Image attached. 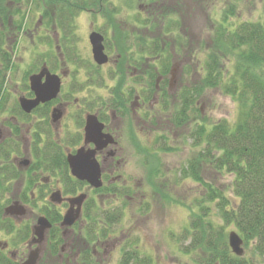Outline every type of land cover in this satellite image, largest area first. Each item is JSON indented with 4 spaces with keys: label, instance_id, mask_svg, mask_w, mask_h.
Returning <instances> with one entry per match:
<instances>
[{
    "label": "trees",
    "instance_id": "1",
    "mask_svg": "<svg viewBox=\"0 0 264 264\" xmlns=\"http://www.w3.org/2000/svg\"><path fill=\"white\" fill-rule=\"evenodd\" d=\"M181 1L177 0L176 3V0H123L121 5H117L113 0H0V110L3 109L7 98L5 85L7 73L14 65L15 45L17 46L21 40V33L27 26L26 20L33 6L41 8L39 15L43 23L52 26L54 33L52 38H56L55 34L59 36L58 43L56 42L58 53L71 61L73 54L71 51L76 52V44L70 43L69 40L77 39L76 16L85 7H96L108 26L117 32V40L122 42L118 45V52L122 56L120 63L128 58L130 64L138 66L140 59L138 55H144L147 93L155 92L157 79L164 77V83L160 86L164 94L170 98L167 87L175 58L188 54L194 58V72H197L199 77L190 87H183L178 91L176 101L171 103L173 99H166L165 107L172 109V125L163 131L162 135H157L155 141L159 143L156 145L157 151L155 147L149 149L143 146L145 164L149 168L146 183L167 203L181 202L174 197L173 187L167 186L165 189V184L163 186L159 184L160 181L157 180L162 179L165 172L155 163L160 161L159 153H169L178 149V145L173 144V134L169 132L173 128L188 127L189 130L183 132L182 136L192 140L194 153L178 170L180 174L177 175V183L191 179L204 191V195L202 193L201 196L195 197L193 202L196 209L192 208L190 228L187 229L191 239L188 249L197 252V264H264V11L258 20H243L237 23L234 17L238 6L235 2L228 3L219 19H214L210 15L212 25L209 29V39L202 40L197 46H191L186 21L183 19L182 22L181 19L184 14L175 9V4L182 6ZM212 1L189 2L202 4L207 8L212 6ZM135 5L137 10H134L136 13L130 17V22L136 25V29L120 27L123 19H119L123 11L121 7H128V12H131ZM140 5L144 7L143 11L139 9ZM52 38H47L50 47L47 54L49 60L57 53L53 47L56 39ZM124 68L125 65L120 66V70ZM189 71L188 69L186 72ZM99 84L103 82L99 81ZM218 87L237 104L238 118L233 122L228 119L207 122L202 117L197 102L202 99L207 89ZM13 134L18 138L10 137L0 141L2 231H14L16 228L13 220L5 214L6 207L13 202L10 194L16 180L22 175L12 158V151L21 152L22 141L16 128ZM36 148L35 146L34 151L37 154ZM47 152L49 154L44 152L43 155H36L37 161L29 167V171L60 168L62 181L65 183L64 192L77 194L82 191L83 183L66 172L68 164L62 147L53 143ZM205 167L221 176L228 175L231 178L230 182L224 186L206 180L202 173ZM28 181L31 182L29 179ZM100 189L94 192H99ZM43 190L40 191L39 199L47 204L41 207L37 203L33 205L56 224L47 233L49 255L60 259L62 245L70 242L72 250L75 252L80 250L78 257L80 263L98 264L95 263L92 243L111 234L108 232L112 230V226L125 214L127 201L109 210H100V204L94 203V198H88L86 203L88 221L92 223L89 222L82 233L78 231L65 237L62 228L58 226L63 219L62 209L51 203L47 199L49 192ZM112 191L117 192L116 188ZM29 192H32L30 183L16 195V198L27 202L31 196ZM129 192L131 194V191ZM118 194L117 197L128 199L122 192ZM148 206L147 204L144 211H148ZM213 206L216 211H212ZM94 214L97 215L92 216ZM216 218L222 224H219ZM94 221L97 223L94 224ZM229 225L243 237L244 246L251 252L250 257L245 253L239 256L232 251L228 239L229 232L226 231ZM22 230L23 233H15L14 244L18 239L31 238L32 233L28 225L22 226ZM94 231L96 233H93ZM135 243L138 242L125 245L119 264H151L152 255L141 252L138 246H134ZM127 247L130 248L126 249ZM5 251L0 242V264L20 263L13 260L12 255ZM141 254L145 256L142 255L141 258ZM53 264L65 263L54 261Z\"/></svg>",
    "mask_w": 264,
    "mask_h": 264
},
{
    "label": "rangeland",
    "instance_id": "2",
    "mask_svg": "<svg viewBox=\"0 0 264 264\" xmlns=\"http://www.w3.org/2000/svg\"><path fill=\"white\" fill-rule=\"evenodd\" d=\"M231 2H235L238 6L236 16L234 17V21L237 23L243 20H258L261 18L264 11V0H213L212 6L207 8L203 7L202 4L192 3L193 5L191 8H183L182 12H180L181 14H184L182 15L183 17H181V19L182 22L183 19L184 22L186 21V29L189 41L191 42L189 44L191 46H197L199 42H202V40L206 41L209 39V29L212 25L210 15L213 16L214 19H219L223 8ZM113 3L121 5L123 0H113ZM121 9L123 10L121 14L122 16L119 18H123L121 23L123 25H127L126 27L128 29H136V25L130 22V17L133 16V13H136L134 10H137V6L131 10V12H128L126 8L121 7ZM40 12V7L36 8V6H33L32 12L29 14V17L26 20L27 26L21 33V40L17 46L15 45L13 52L14 65L13 68L7 73L5 85L7 98L4 102L3 109L0 110V141L10 137L17 139L12 131V125L17 124V122H21V126L24 129L25 135L27 133L29 124L22 123V120L24 119L23 116L19 114L18 99L19 96L26 94L28 72L31 73L32 69L36 70L41 62L45 60H47L46 62L48 63L49 67L53 69L52 66H55V69L58 70L59 63L65 59V56L58 53V50H56L57 44L55 41L53 47L57 51V53H55L56 56L50 60L49 57H47V54L50 51L47 38H52L54 33L52 31V26L46 25L45 23L43 24V20L39 15ZM99 12L100 11L95 9L94 14H91L90 12H83L76 16L75 36L79 39V42L76 43L75 46L76 52L71 51V53H73L71 56L72 61L69 63V65L66 64V68L71 71V74L72 71H76V68H81L82 78L80 81L82 83L87 82V80L90 78L91 70H93L91 79H96L97 75L99 74L100 78H105V83L108 82V84H112V82L109 80V70L112 68L113 63L102 68L100 67L99 69L95 68L96 66L94 65V60L92 58L91 44L89 42V33L93 29H91L90 26L92 21L95 22L96 27H100L101 30L104 31L106 30V36L109 38L110 44L111 38L114 39L118 36V34L114 30H111V28L105 29V20L101 18ZM52 40L54 39L52 38ZM120 43L122 42H118V45ZM187 55L188 54H184L180 58H175L173 75L170 79L172 82L173 92L177 90L179 91L183 87H190L193 82L198 80L199 75L197 72H194V58L189 55L186 57ZM110 56L114 62L117 56V51L115 52L113 49H111ZM188 69L190 71L187 73L186 71ZM95 70H97L98 74H96ZM74 78V74L71 75L65 85V88L67 89L69 87L68 90L72 93V100L78 96V91H80V89L77 87V83V89H71L74 88L72 83L74 84V82H76ZM88 84L89 83L84 86L86 87L84 92H79V97L81 100L85 99V101L90 98L91 101L93 100L94 106H96L94 103L96 102V96L105 95L106 90L104 88L98 87L95 84L92 86ZM91 93L93 94V97L90 95ZM197 104L198 107L201 108L202 117L206 119L207 122H215L220 119H228L233 122L238 118V107L236 102L231 98V96L223 93L219 87L207 89L202 99L197 102ZM82 109L84 108L74 105L73 102V105L71 106V112L67 115V118L64 119L62 126L65 129L70 126V128L73 130V133L77 132L78 126L76 125L75 118L78 117V114H80V110ZM162 128L163 127L159 129ZM188 130V127L184 129L173 128L169 134H173V144L178 145V149L169 153H159L158 155L160 156V161L155 163L156 166L160 165V167L165 172L164 177L162 179H158L157 181H160L159 184H161V186L165 184V189L168 188L167 186L173 187V193L175 195L174 197L181 201L177 203H167L165 200H162L159 194L153 192L152 187L146 183V175L149 168L145 164V155L136 152L135 146L130 141L124 142L125 153L128 161L124 171L125 178H127L132 187L131 190H129L131 191V198H120V201L116 204H114L113 201H110L111 198H108L109 202H107L106 205V209L108 210L112 207L121 205L124 201H127L125 204V214L123 218L116 223L114 227L116 229L114 231L115 233H112L113 235L111 234L107 240L110 244V252L107 254V258L103 261H100V257H98L95 263L119 264L125 245L135 241L138 243H135L134 246H138L141 252L152 255L153 259L151 264H197V252L188 249L191 239L188 236L189 234L187 233V229L190 228L192 208L196 209L193 203L194 199L195 197L197 198L201 196L204 191L197 182L192 181L191 179L181 180L177 183V175L180 174L178 170L184 166L187 160L190 159L194 153V148L191 144L192 140L182 136V133ZM155 141L156 133L152 134L151 132L147 131L146 136L141 140V144L149 149H154L155 147V151H157L156 145H159V143ZM22 148V151L23 153L25 152V155L23 153H17L16 151H12V155H24V157L32 160V155H28L27 140L22 142ZM157 160H159V158H157ZM202 171L206 180H212L215 183H218V185L226 186L231 180L228 175L221 176L208 167H205ZM46 175L48 174L45 173L42 175V177H45ZM22 178L23 179H20V181L16 182L14 189L10 194L13 201L17 199L16 195L18 192H22L26 185L27 176L25 172L22 174ZM52 183L53 184L50 185L52 191H54L56 186L60 187L56 180H54ZM43 188V191L49 192V189H47L46 186ZM33 191V197L39 198L40 191L42 190L39 188L34 189ZM98 200L100 199L98 198ZM42 203V200L38 199L37 204L39 207H41ZM99 204L101 207L100 210L105 209V207L101 205L100 202ZM147 204L149 205L148 211H144V208ZM30 207L31 208H29L25 215H23L21 218H14V221L20 225L19 227H21V229L25 224H31L35 222L38 216L41 215V210H39L38 207ZM60 208L63 212L66 209L64 207ZM212 211H216L214 206L212 207ZM215 220L219 224H222L218 218ZM232 229L233 227L229 225L226 230L227 233ZM72 231L73 229L67 230L65 237L70 236ZM7 232L8 231L0 230L1 247L5 242L9 243L10 248L6 249L5 252L8 254H10L9 251L13 252V260H15L17 263L20 262L19 264H22L29 253L28 243L30 239H18L16 244H14L13 238L15 237V233L10 234ZM121 239L125 240L124 244L121 245L122 248L118 245L120 244ZM117 241H119V243ZM129 248L130 247H127L126 249ZM244 248L245 255L250 257V250L246 249L245 246ZM39 254L40 258L37 264H53L54 261H61L65 264H82L78 261L79 254H76V252L72 250L70 242L65 244V247L61 251L60 259H56L55 257H51L49 255L48 244L46 243H41L39 245ZM144 254H141V258L145 256Z\"/></svg>",
    "mask_w": 264,
    "mask_h": 264
},
{
    "label": "flooded vegetation",
    "instance_id": "3",
    "mask_svg": "<svg viewBox=\"0 0 264 264\" xmlns=\"http://www.w3.org/2000/svg\"><path fill=\"white\" fill-rule=\"evenodd\" d=\"M190 0H182L181 4L182 6H177L175 4V9L182 12L183 8H191L192 3L189 2ZM177 3V0H176ZM126 8L128 11V7H122ZM182 8V9H181ZM95 9L93 7H85L82 11L79 12V14L83 12H90L91 14L95 13ZM139 9L143 11L144 7L142 5L139 6ZM101 18L104 20L102 15H100ZM97 18V17H96ZM42 19V18H41ZM105 22V21H104ZM44 24V23H43ZM42 24V25H43ZM48 25V24H47ZM120 27H124L127 25H123L122 23L119 24ZM92 31L89 33V42H90V35L92 32L97 31L100 32L104 36V45H105V52L109 55V61L105 64L99 65L94 61L95 68L99 69L100 67L108 66L112 64V68L109 70L110 73V81L112 84H108V82L105 83V78L101 77V79H91L92 71L90 74V78L87 80V82L82 83L80 79L82 78L81 68H76V71H71L66 68V64L69 65L71 60L62 61L59 63L58 70L57 69H51L53 73H57L62 78V85L61 90L58 94V96L50 101L40 103L35 109L32 110V112L27 113L25 112L19 102L18 99V107L19 110H21L23 114L27 115L26 117L23 116L22 123L29 124V127L27 129V133L25 135L24 129L21 126V122H17V124L12 125V131L14 132V128H16L19 131V138L22 142L25 140L28 141V155H32L33 159H29L27 157H24L25 152L21 150V152L17 153H23L24 155H12L13 162L15 166L21 171L23 174L26 173L27 179H26V186L30 183V188L32 189V192L34 193V189L43 190V187H47L49 189V193L52 192V188H50V185H52L53 181L56 180L59 184L58 187L56 186L54 190L59 189L61 190L62 197L64 198L63 202L61 203H55L52 202L50 199V196L48 194L47 199L51 201V203L55 204L57 207H64L66 208L65 211H62V214L67 211V209L70 207V203L68 201V198H72L75 196H78L80 194H87V197L85 198L82 209H81V215L78 218V220L72 225V226H63L62 221L59 222L58 226L62 228V233H66L67 230L73 229L71 233H75L80 231L82 233L84 229L89 225V222L92 223V221H88V213H87V199L92 197L94 198V203H101L105 207L104 210H108L107 208V202H109L108 198H111L110 201H113L114 204L118 203L120 201V198L117 197L119 192H122L123 195L127 198H131V194L128 191V189H131V184L125 178V167L128 164L126 153H125V147L124 142L130 141L135 145V151L139 154H143V145L141 144L142 138L146 136V132L156 133L157 135H162V132L166 130L171 123V111L169 108L167 109L165 107L166 99L169 100L173 99L171 103L177 100V93L178 90L173 92L172 91V82L169 80V86L167 87V94L170 95L166 96L164 94L162 86H160L161 83H164V77H159L157 79L156 84V91L147 93L146 85H145V61H144V55L140 54V59L138 60V66L133 64H130L128 62V58L125 59L122 63L121 61V54L118 52V42L117 37L112 39L111 38V44L109 43V38L106 36V30H101L100 27L95 26V22L92 21L90 23ZM111 28L108 26L107 22H105V29ZM112 30V29H111ZM114 30V29H113ZM115 31V30H114ZM116 32V31H115ZM117 33V32H116ZM54 39L55 42L58 43V35L55 34ZM70 43L76 44L79 42V39H70ZM56 43V44H57ZM91 44V42H90ZM58 49H60L58 47ZM113 49L115 52L117 51V56L114 62L112 61V57L110 56V50ZM92 50V45H91ZM78 56V55H77ZM93 58V53H92ZM94 60V58H93ZM74 63V62H72ZM44 64L48 63L46 61L41 62L39 67L36 70H32V72L28 75V83L26 85V94H23L21 96H26L28 98H34L35 93L31 90L30 82H29V76L35 72H39L40 69L43 67ZM77 64V63H74ZM125 65V68L123 70H120V66ZM49 67V66H48ZM50 68V67H49ZM96 74L97 73V70ZM122 72L124 74H122ZM74 74V79L76 82L72 85H74V88H71L72 90L77 89L76 83L78 84V96H76L73 100L71 99V91H69V87L66 89L65 85L68 80V78L71 77V75ZM99 77V74L97 75ZM79 79V80H78ZM171 79V78H170ZM99 81L103 82L104 84H99ZM88 85H97L100 88H104L106 90L105 95H98L96 96V102L94 106L93 100L91 101L90 98H88L86 101L85 99H80L79 92H84L86 90V84ZM92 88V87H90ZM93 97V94H90ZM19 96V97H21ZM87 98V97H85ZM83 107L84 109L80 110V114H78V117L75 118L76 125L78 126V131L73 133V130L68 126L67 129H65L62 126V123L64 119L67 118V115L71 112V106L73 105ZM56 110V112H55ZM189 109V114H190ZM54 112L56 115L59 113V117L54 119ZM19 113L20 115H22ZM90 115H95L99 122L103 124L102 133L106 134L108 136H111L113 139V142L108 143L106 146L98 149L96 144L93 142H86V124H87V118ZM163 127L162 129H159ZM166 127V128H165ZM169 129V128H168ZM11 131V132H12ZM27 136V139H26ZM18 138V137H17ZM57 143L60 147H62V150L66 156L67 159V170L66 172L69 174V176L73 177L74 179L80 181L83 183L82 191H79L77 194H67L64 192L65 189V183L62 181L61 176V170L60 168L53 169V170H45V169H39L34 171H29V167H32L38 156L43 155L44 152L48 153L49 147L51 144ZM37 147V154L36 151H34V147ZM84 147L85 149H96V158L100 163L101 166V180L102 185L98 188L93 187L91 184H89L86 180H80L76 178L72 172L71 167L68 162V154L69 153H75L79 148ZM23 149V148H22ZM49 154V153H48ZM29 159V164L25 165V160ZM31 172V173H30ZM47 173L45 177L44 175ZM22 175H21V178ZM16 180L17 181H20ZM31 180V182L28 181ZM100 189L99 192H94L96 189ZM116 188L117 192H113L112 190ZM109 189V191H107ZM123 190V191H122ZM30 192L31 196L29 201L25 202L22 201L21 198H17L14 201H18L21 205L24 206L25 212L24 213H13V214H6V216H9L14 224H15V230L14 231H8L7 233H23V230L20 225H18L14 218H21L29 208L30 206H33V203H38V197H33V193ZM21 192H18V194ZM48 193V192H46ZM97 196V197H95ZM98 198L100 200H98ZM42 204L44 203L42 200ZM172 203V201H170ZM147 203V202H146ZM49 205V204H48ZM39 206V205H38ZM114 208V207H112ZM97 214H94L92 216H96ZM46 216V214H43L41 212V215L38 216ZM38 218L33 223H27L25 225H28L30 227V233H32V236L30 238V241L28 243L29 245V252L35 248H39V245L41 243L48 244V237L47 233L54 227L56 224L53 222V220L49 217H47L51 223V226L45 230V238L41 242H36V237L34 235L35 233V227L38 223ZM97 222L94 221V224ZM116 225V224H115ZM112 226V230L108 233H115L116 230ZM80 229V230H79ZM29 232V231H28ZM26 232V233H28ZM93 233H96L95 231ZM111 234L107 235L105 238L96 240L92 243V250L95 259L100 257V261H103L107 258V254L110 252V244L107 241L108 238L111 236ZM113 235V234H112ZM124 239H121L119 246L124 244ZM119 243V241H117ZM3 244V243H2ZM5 242L2 247L3 249H9L10 244ZM64 243L62 245V250L65 247ZM117 248V247H116ZM115 248V249H116ZM122 248V246H121ZM9 251V250H8ZM10 255L14 257V253L9 251ZM80 250L76 251V254H79ZM97 261V260H96Z\"/></svg>",
    "mask_w": 264,
    "mask_h": 264
},
{
    "label": "water",
    "instance_id": "4",
    "mask_svg": "<svg viewBox=\"0 0 264 264\" xmlns=\"http://www.w3.org/2000/svg\"><path fill=\"white\" fill-rule=\"evenodd\" d=\"M90 42L92 45L93 58L97 64L102 65L109 61V56L105 52L104 36L97 31L90 35ZM174 70V68H173ZM31 90L35 93L34 98L21 96L19 98L22 109L30 113L40 103H44L56 98L61 90L62 78L59 74L53 73L46 64L40 69L39 72L33 73L29 77ZM56 112V110H55ZM54 112V119L59 117ZM103 124L99 122L95 115H90L87 118L86 124V142H93L97 148L100 149L108 143L113 142L111 136L103 134L101 131ZM29 159L25 160V165L29 164ZM68 162L71 167L72 174L80 179L86 180L93 187L98 188L102 185L101 180V166L96 158V149L79 148L75 153L68 154ZM87 194L83 193L78 196L68 198L70 207L64 214L62 225L72 226L80 217L83 202ZM52 202L61 203L64 198L62 197L61 190H56L50 195ZM25 208L18 201L14 202L6 208L7 214L24 213ZM51 226L49 219L46 216H40L38 223L35 227L36 242H41L45 238V230ZM229 245L232 251L242 256L245 253L244 239L235 230L229 232ZM40 258L39 248L30 251L27 259L22 264H37Z\"/></svg>",
    "mask_w": 264,
    "mask_h": 264
}]
</instances>
